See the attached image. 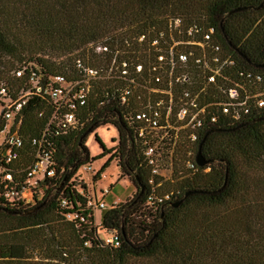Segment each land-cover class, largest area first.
<instances>
[{
	"label": "trees",
	"instance_id": "obj_1",
	"mask_svg": "<svg viewBox=\"0 0 264 264\" xmlns=\"http://www.w3.org/2000/svg\"><path fill=\"white\" fill-rule=\"evenodd\" d=\"M210 27L209 43L236 64L206 83L208 69L193 61L202 54L196 45L171 72L173 40ZM185 45L173 48L175 60ZM181 70L191 78L176 82ZM238 71L247 90L264 91V0H0V134L6 101L26 100L16 157L7 159L0 144L1 173L11 174L0 182V264H264V106L249 98L234 118L216 102L231 83L223 75L237 79ZM57 74L61 101L34 85L39 78L44 89ZM170 79L173 113L195 97L206 105L203 115H217L195 129V140L183 128L177 139L157 141L147 127L155 110L162 122L168 94L155 89ZM67 112L75 121L62 125ZM102 124H114L118 136L107 146L95 134L102 150L90 155L85 138ZM201 140L203 165L195 160ZM44 153L54 173L37 180L27 201L19 197L27 172ZM108 154L94 180L114 159L118 178L128 176L135 193L96 221L87 205L94 189L80 169ZM152 175L156 196L168 198L147 204ZM5 183L15 195L4 194ZM110 234L118 244L106 240Z\"/></svg>",
	"mask_w": 264,
	"mask_h": 264
},
{
	"label": "built area",
	"instance_id": "obj_2",
	"mask_svg": "<svg viewBox=\"0 0 264 264\" xmlns=\"http://www.w3.org/2000/svg\"><path fill=\"white\" fill-rule=\"evenodd\" d=\"M176 23H178V20H176ZM214 32V28L210 27L208 30L204 31L203 35L201 37H194L192 35V30H188V34L190 37H188L187 40H173V43L170 45L171 50V72L173 69H175V65L177 64V61L181 63H186L188 58L192 56V50L197 48L196 45H198L199 49L202 50V54L197 55L193 58V61L195 63H198L208 69V72L206 73V83H213L216 81L218 76H222V73L227 68H232L236 61L231 55L229 54H222L219 53L220 51V45L209 43V40L212 36V33ZM158 41L157 39L154 40V42ZM185 43L186 49L181 50L178 54V59L175 60L173 55V48L176 47V45ZM208 45H210L214 50V52L209 53L207 51ZM99 49V47H98ZM159 59L163 58V55L160 54L158 56ZM125 65V63H123ZM142 65L140 63L136 64L135 70L141 71ZM126 71V70H124ZM242 71L236 72L237 79L231 78L229 75H223L224 78H222L223 84H226L228 81L231 82L228 84L229 86H226L224 91V99L222 101H216L218 104L222 105L223 112L230 111L232 116L234 118H238L240 116L239 111V105H243L246 103V101L249 98H253L254 103L256 106H264V91L257 90L256 92H252L250 90H247L244 86L243 81L240 78H244L242 76ZM19 74L20 71H17ZM251 73H247L249 76ZM240 77V78H239ZM191 78L189 71L187 70H181L178 75H176V82H184L189 80ZM257 80H261L262 78L260 76H256ZM160 80V79H159ZM39 78H36L34 80V85L36 86L37 90H43L44 92L49 93L55 100H63L62 99V87L64 84V78L63 76L57 74L52 78L53 84H48L46 88L42 89V84L40 83ZM172 83V80L168 81V87L165 89H155L159 90L161 92L168 94V99L166 101V104L164 106V116L162 119V122L159 123V116L161 114L160 110L154 111V117L152 119L147 118L148 121H150V125L147 126L148 128L155 129V134L157 136L156 140L161 141L162 139L168 138L170 140L171 138L177 139L179 136V132L183 128H187L189 130V139L195 140L197 135V130H195L197 127L201 126L204 119H207L209 123H214L217 119V115L212 113L210 116H205L203 113L206 110V105L199 106L198 100L193 97L189 101L185 102V104L181 105L180 107H177V110L173 113L174 110V97L172 94V89L170 87ZM58 84V85H54ZM0 92H4L3 89L0 90ZM187 94V93H185ZM82 94H78V97L80 98ZM125 97H123L124 99ZM24 95H20L16 99L7 102L6 106L7 110L5 112V116L8 120V123L5 125V129L0 134V144H5L6 147L4 149V154H6L7 159H13L17 155L18 147L22 144L21 136L17 133V127L20 123L21 116L19 115L20 108L22 104L25 102ZM83 102V100H81ZM163 104V99L159 101ZM71 105H73L71 103ZM239 106V107H238ZM163 107V106H162ZM245 111L249 110V106L244 108ZM136 117H146L145 113H136ZM74 114L73 112H67L64 116V120L62 122V125L66 124H72L74 123ZM141 133L143 131L141 130ZM154 146L149 145L146 150L145 154L147 156L151 155L153 153ZM149 162L152 163V159H149ZM188 166H194V162L189 160L187 162ZM5 169L3 166H1V157H0V182H5L6 179L11 180V174L9 172L1 173L2 170ZM83 169L86 171H94L95 169L92 168L91 163H86L83 165ZM153 173H160L156 168L152 169ZM54 173V168L49 165L48 160V154L44 153L43 155H40L38 160L34 161L27 172V179L25 181V190L23 193L19 195L24 196L26 200H30L29 193L30 188L35 186L38 179L43 178L45 175H52ZM148 183L150 184L152 190L151 193L147 195L146 203L150 204L153 201V198L159 197V200H162L163 198H168V194H165L162 196H156L155 187L157 184L155 183V177L154 175L149 176ZM6 183L4 184L3 192L6 196H13L16 194V190L13 189V187L7 188ZM109 188L104 187L100 189V195L97 194V192L94 190L92 196H90L87 200V205L91 206V208L94 211L96 209H104L106 207L111 206L114 203H111L109 206H107V202L104 199V196L108 193ZM29 194V195H27ZM62 203H65V199L62 200ZM95 220L97 221V218L95 216ZM106 240L111 241L114 244H118V237L116 234H110V236L106 237Z\"/></svg>",
	"mask_w": 264,
	"mask_h": 264
},
{
	"label": "rangeland",
	"instance_id": "obj_3",
	"mask_svg": "<svg viewBox=\"0 0 264 264\" xmlns=\"http://www.w3.org/2000/svg\"><path fill=\"white\" fill-rule=\"evenodd\" d=\"M95 134H98L107 146L113 145L114 141L112 138L116 139L118 136V132L114 124H102L95 128L92 132L88 133L85 138V144L89 149L90 155H96L102 150V147L95 138ZM108 156L109 154L91 162L92 168L95 169L94 171H86L83 168L80 169L82 177L89 179V182L86 181L89 188L92 187L94 189L93 185L95 183L94 186L97 189L98 195H100L99 189L104 188V186L107 185L109 188L108 193L105 195L107 206L113 202H124L125 200L131 198L135 193V185L131 182L132 180H130L128 176L118 178L119 168L117 167L114 159L105 170V175L102 179L95 182L93 175ZM110 182H113V184L108 186ZM100 214L101 210L99 208L96 209L95 216L97 219L100 218Z\"/></svg>",
	"mask_w": 264,
	"mask_h": 264
},
{
	"label": "water",
	"instance_id": "obj_4",
	"mask_svg": "<svg viewBox=\"0 0 264 264\" xmlns=\"http://www.w3.org/2000/svg\"><path fill=\"white\" fill-rule=\"evenodd\" d=\"M202 142H203V140H201L199 143V148H198V151H197V154L195 157V160H196L197 164H199V165H203L207 162V159L203 156V154L200 150ZM138 185L140 186L141 189L143 188V185H140L139 183H138Z\"/></svg>",
	"mask_w": 264,
	"mask_h": 264
},
{
	"label": "crops",
	"instance_id": "obj_5",
	"mask_svg": "<svg viewBox=\"0 0 264 264\" xmlns=\"http://www.w3.org/2000/svg\"><path fill=\"white\" fill-rule=\"evenodd\" d=\"M106 169H107V168H106ZM106 169H105V170H106ZM105 170H104V172H105ZM104 172L101 174V177H100L99 179L95 180V182L98 181V180H100V179H102V177L105 175ZM83 179H84L85 182H86V181L89 182V179H86V178H84V177H83ZM86 183H87V182H86ZM112 184H113V182H110V183L108 184V186H111ZM94 185H95V183H94ZM94 185H93L94 190L97 192V189L95 188ZM104 187H107V185H105ZM99 190H100V189H99ZM104 199H105V196H104ZM105 201H106V200H105Z\"/></svg>",
	"mask_w": 264,
	"mask_h": 264
}]
</instances>
